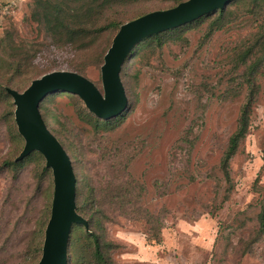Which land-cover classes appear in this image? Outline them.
Instances as JSON below:
<instances>
[{
  "label": "rangeland",
  "instance_id": "rangeland-1",
  "mask_svg": "<svg viewBox=\"0 0 264 264\" xmlns=\"http://www.w3.org/2000/svg\"><path fill=\"white\" fill-rule=\"evenodd\" d=\"M41 4L0 0V57L8 59L12 47L41 51L12 80L9 71L0 70V88L23 92L45 73L70 70L103 92L100 59L108 34L86 54L58 44L39 19ZM164 6L136 2L114 7L106 17L126 22ZM250 18L209 36L208 21L191 25L181 39L150 53L137 64L136 78H123L128 108L112 130L96 131L85 121L83 112L89 110L77 95L60 90L44 98L41 116L46 109L56 111V116L45 113L48 127L66 148H74L76 175L87 178L100 197L102 217L94 230L109 245L112 264H264L261 75L229 176L221 164L251 91L245 68L232 58L238 46L251 43ZM3 65L0 61V69ZM14 109L13 98L0 92V264H37L42 255L35 251L37 237L51 215L54 180L51 169L42 171L43 163L26 160L19 170L5 163L19 156L25 143ZM152 216L157 220L151 222ZM84 232L83 225L74 226L70 264L78 263ZM91 249L86 254L92 256L93 244Z\"/></svg>",
  "mask_w": 264,
  "mask_h": 264
},
{
  "label": "trees",
  "instance_id": "trees-1",
  "mask_svg": "<svg viewBox=\"0 0 264 264\" xmlns=\"http://www.w3.org/2000/svg\"><path fill=\"white\" fill-rule=\"evenodd\" d=\"M156 1L165 5L160 9H166L173 7L184 0H37V4L43 3L38 6L41 10L39 19L46 24V31L49 33L48 37L54 39L58 44L63 46L66 44L73 45L77 51L86 54L91 51L90 49L93 48L94 45L99 44L101 38L108 34L107 46L103 49V52L101 53L102 59H100V63L103 64L104 55L110 47L115 34L118 32L120 26L125 23L116 19L107 18V12L118 6L129 5L136 2ZM145 13H142L141 15ZM249 15L251 17L250 19L253 20V24H255V31L251 43L249 44V41L238 46L237 51L233 53L232 58L235 60L236 65H243L245 68L243 73L244 80L247 81L251 91L248 96L247 104L242 111L239 126L231 135L227 150L221 162L222 168L227 176H229V162L239 148L242 139L248 132L250 104L254 101L257 92L255 79H257L259 75L264 77V0H231L222 9L211 11L210 13L184 25L152 34L139 42L131 50L129 58L124 63L121 71L122 81L124 76H127L129 80H131V78H136L139 74V69L137 68L139 62L148 58L150 53H154L156 50L161 49L164 45L163 43H167L174 39H181L183 31L190 28L191 25H199L208 21L207 36H209L216 30L224 28L231 22ZM37 51L41 52L40 50H35V52L32 53V51L27 48L12 47V53L8 55V59L0 57V61H5V65H3V68L0 70L5 68L4 70L9 71L11 73L10 80H12L15 75L29 68L30 62L35 58ZM130 68H132V70L129 72ZM243 81L240 83L242 87L244 84ZM7 87L10 86L0 88L1 94H4L5 96L10 95L7 91ZM42 102L40 103V106ZM127 108L128 105L126 109ZM14 110H11V114H14ZM46 112L52 116L57 115L56 111L53 113L50 109H46L44 114H42L43 118ZM82 116L85 121L95 126L96 131L112 130L116 126L118 117L116 116L110 119H105L90 111L83 112ZM44 120L46 122L45 118ZM54 135L57 137L55 133ZM60 142L65 148L67 147L62 140H60ZM66 150L73 160L74 168H76L75 157L77 158V155L74 148H71V145L68 144ZM43 157L44 156L40 152L32 151L22 159H18L17 156L5 163L7 166H10L15 170H19L26 160L39 164L43 163L42 171L44 174H47L50 173V168L47 167V165H44L46 161H44ZM124 189L125 187H123L121 191ZM132 192V190L127 191L128 196H133ZM98 197L99 196H96L95 187L91 182H89L87 178H78L77 176V211L83 215L88 222L87 226L83 225L85 228L84 236L82 239L81 237L78 238V241H80V245L78 246L81 248L77 264H112L107 257V252L109 250L107 247L109 245H106L101 234L94 230V227L101 222L100 218L102 217L100 209L101 204L98 203ZM155 220L157 219L153 218V216L150 218L151 222ZM259 231L261 234L264 233V212L261 216V227ZM39 233H41V236L39 235L37 237L35 251H41L42 253L43 241L41 238L42 234L45 233L43 227L40 228ZM92 244L93 252L91 256L86 254V252L91 249ZM68 264H70L69 261Z\"/></svg>",
  "mask_w": 264,
  "mask_h": 264
},
{
  "label": "water",
  "instance_id": "water-1",
  "mask_svg": "<svg viewBox=\"0 0 264 264\" xmlns=\"http://www.w3.org/2000/svg\"><path fill=\"white\" fill-rule=\"evenodd\" d=\"M230 1L184 0L171 8L152 10L122 24L104 55L103 92L86 76L70 70L45 73L23 92L7 87L15 104V122L25 141L18 159L38 151L53 174L51 215L37 264H68L74 226L88 225L86 218L77 211V176L73 160L41 116L40 103L48 94L61 90L78 95L89 111L101 118L119 116L128 105L121 71L131 50L152 34L189 23L224 8Z\"/></svg>",
  "mask_w": 264,
  "mask_h": 264
}]
</instances>
